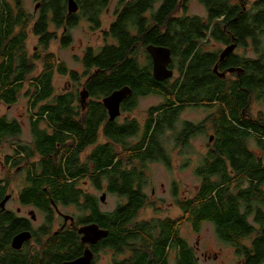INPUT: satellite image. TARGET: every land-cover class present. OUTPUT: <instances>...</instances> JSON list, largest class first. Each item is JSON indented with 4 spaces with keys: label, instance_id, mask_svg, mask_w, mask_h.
Segmentation results:
<instances>
[{
    "label": "trees",
    "instance_id": "obj_1",
    "mask_svg": "<svg viewBox=\"0 0 264 264\" xmlns=\"http://www.w3.org/2000/svg\"><path fill=\"white\" fill-rule=\"evenodd\" d=\"M110 1L78 0L80 14L67 15V0H42L41 16L33 26V33L39 37L43 55L36 53L28 59L24 44L27 15L22 0H0V101L16 103L28 81L35 91H29L27 96L32 107H39L41 116L37 115L33 121V130L40 140L38 146L43 155V174L37 186L27 190L30 198L41 193L38 187L49 184L55 188L49 189L54 199L77 198L76 191H69V184L66 183L67 179L77 176L75 168L79 165L75 146L81 147L84 144L82 138L86 137L75 130V120H95L99 124L106 117L104 106L94 101L85 117L80 118L84 114L80 115L74 106L75 95L55 92V73H70L73 78L78 76L70 72L55 52L50 50V43L56 33L49 29L46 14L53 13L56 28L67 26L68 30L60 42L65 48L71 42L69 28L76 26L78 17L82 15L88 24L99 28L101 12ZM154 1L119 0L116 19L105 30L103 44L97 49L87 48L81 63L87 73L91 68H96V73L89 81V91L96 99L127 85L132 93L124 104L125 110L137 107L138 99L148 95L163 96L165 102L150 111L142 132L143 140L139 144L143 151L130 153L113 163L116 154L108 152L107 145H98L83 168L93 165V178L98 187L100 183L106 182L111 193L129 199L127 205L117 207L110 222L96 219L110 227L112 247L121 251L124 247L123 236L128 238V246L138 247L139 240L143 242L144 248H155L158 251L157 262L166 264L165 252L171 246L177 251V264H185L187 247L178 237L176 221L172 222L170 218L151 220L150 225L140 223L130 229L125 228V222L131 221L129 218L146 204L142 188L146 182L148 164L154 161H162L167 165L170 163L166 134L173 132L174 136L184 140L194 138L204 133V126L208 123L215 134V148L211 158L203 160L197 169L203 184L190 203L195 231H200L204 221L213 222L219 238L235 243L238 236L248 233L245 229L248 224L243 223L242 219L248 218L253 201L258 204V215L264 216V191L261 189L264 164L248 147L253 137L260 147H264V0H255L251 10L247 8V0L244 1L246 9H243V3L235 0H201L208 10L207 18L176 15L177 0H162L157 13L151 17L145 16L146 7ZM18 26L22 28L15 32ZM199 39H214L223 44L237 42L238 48L250 47L252 55H247L246 51H235L220 62L216 52L203 51L198 44ZM148 44L172 49L174 63L180 72V78L173 84L168 80L157 81L148 67L139 62V53ZM34 61L42 63V70L28 78L35 68ZM217 61L221 71L230 66L241 68V72L232 74V78H221L213 70ZM189 103L212 105L216 112L201 124L185 121L178 129L176 122L179 112ZM254 105L262 106L256 122L250 119ZM243 113L249 117H244ZM40 122L52 132L40 128ZM87 126L90 127L89 124ZM137 130V123L132 121L126 126L107 122L104 131L106 137L115 140L125 136L126 132L128 136L134 135ZM19 131L15 122L0 119V145ZM69 140V148L60 152L56 147L57 142ZM236 181L239 189L234 195L233 183ZM7 182L6 186L0 185V198L7 191ZM2 183L4 181L0 179ZM58 184L65 187L57 189ZM40 198L48 199V196ZM179 204L182 210L188 211L185 201ZM0 218L10 219L7 214H2ZM237 223L239 229L235 226ZM263 259L264 255L260 254L247 256L246 264H259ZM129 264H146V261L138 262L136 259ZM188 264H198L194 253Z\"/></svg>",
    "mask_w": 264,
    "mask_h": 264
},
{
    "label": "flooded vegetation",
    "instance_id": "obj_2",
    "mask_svg": "<svg viewBox=\"0 0 264 264\" xmlns=\"http://www.w3.org/2000/svg\"><path fill=\"white\" fill-rule=\"evenodd\" d=\"M124 1L127 2V1H135V0H124ZM197 1L201 6L205 8L206 15H208V10L206 6L201 2V0H197ZM244 1L246 0L243 1L238 0L240 4L242 3L244 4ZM76 2L78 3V0H76ZM243 4H242L243 9L244 6L246 9V5ZM41 5H42V0L36 3L35 10H37L38 8L41 9ZM161 5H162V0H156L152 4H148L144 12V15L147 17H151L152 14L157 13V11L161 8ZM175 5L177 6L176 11L174 12L176 15L189 16V17L198 16V15L187 14L188 0H177ZM77 13L80 14V7ZM46 15L48 18L47 19L48 27L50 28L51 25L55 26V23L53 22V13L48 12ZM67 15H71V14L67 13ZM31 19L32 18L29 17V20L27 19L26 21L27 23L25 25V33ZM37 22H35V24ZM77 24H78V20L76 25ZM21 28H22L21 26H18L15 29V32L20 31ZM61 28H62V33L59 36L58 39L59 42H61V37L65 36V33L68 30L66 25ZM73 28H75V26ZM73 28H69V31H71ZM25 40H26V36L24 39V44H25ZM232 43H236V42H232ZM232 43L223 44L222 42L216 41L214 39H210V40L199 39L198 44L205 53L213 52L207 49L208 45H211L212 47H216V48L218 45L220 47H223L222 49L220 47H219L220 49L217 48L219 52H216L218 54V61L221 62L222 60H220V54L222 53V51L226 46ZM149 45H154V44H148L145 46V50H143L144 52L142 53L144 55L143 57L145 58L146 62L145 64L141 62V64L143 66L148 67L149 72L153 76V58L146 49L147 46ZM154 46H160V45H154ZM167 48L171 50V54H172V62L170 63L168 68L174 71L173 76L176 73L180 74L178 66L174 63L175 58L172 49L170 47ZM25 49H26V44H25ZM238 49L239 48L237 44V47L231 53H235V51H238ZM142 53H139V55L141 56ZM230 54H228L227 56H229ZM140 59L141 58H139V62ZM218 61L213 66V69L216 66V64L218 65ZM39 63L40 66L36 73L42 70V63L40 61ZM82 68H83L82 74H79L77 73V71L72 69L69 70L70 72L77 74L78 76L77 78H73V76L70 73L67 74L71 81L80 84L81 89H79L78 87H74V91H72V88H64L65 90H63L62 92L55 91L58 94L72 93L75 95L76 99L74 102V106L77 108V111L80 113V115L84 114V116H81L80 118L85 117L89 109V106L92 102L95 101L103 105L102 103L103 98L109 95L114 90H116L114 89L107 95H102L100 99H96V97H92L89 91V85H90L89 81L92 75L96 73V68H91V70L88 73L85 71V68L83 66ZM233 68L234 67L228 66L224 69V71H226V75H225L226 77L228 75H232L234 73L239 74L241 72V68H238L236 72L231 70ZM217 69L218 71L222 72L219 68V65ZM34 71L35 68L33 69V72ZM33 72L27 77L30 78L36 74ZM173 76L171 78H173ZM165 80H170V78L161 81H165ZM34 91L35 89L32 90L31 93H34ZM82 91H87V97L83 99L84 103L81 102ZM130 95L127 96L121 102L120 114L114 120H109V114L104 105L103 106L105 108L106 117L105 120L102 121L101 123L98 124V122H96L95 120H91L89 122L83 120H75L76 123L75 130L78 131L79 134L86 135L85 138H82L84 144L81 147L75 146V149L77 150L75 156L78 159V165H79V167L75 168L77 176L75 178H70L66 180V183L69 184L68 190L76 191L77 193V198L75 199H69V198L66 200L54 199L50 195L49 189H55V188L50 184L49 186L41 185L40 187H38L41 189V193L38 196H33V198H30V194L27 193V190L29 188L37 186V181H40L42 179L41 174H43V162H42L43 155L41 154L40 147L38 146L40 140L39 137L35 135L33 130V121L37 119V115L41 117L38 113L39 107L36 108L32 107L30 104V98L28 97V105L31 113L29 120V129L31 134L29 138H24L23 136H21L23 131H22V124L20 122H18L16 119H8L6 116H0V119H5L7 122L10 123L15 122L20 129V131L17 134L7 137L1 143L2 145L6 141L10 142L9 144L10 153L8 156L5 157V162L3 161V163H5L4 171L8 172L7 173L8 178L0 177V179L4 181V183L0 184L2 186H6V181L8 180L9 183L7 182L8 183L7 191L9 190L10 187V194H8L6 191L4 195L1 196L0 198V216L2 214H7V216L10 219L0 218V264H72L79 258L83 257L86 251L91 252L92 254L90 264H129L136 259L138 260V262H142L145 260L146 264H155V263L160 264L159 262H157L158 251L155 248L154 249L144 248L142 241L137 240L138 247H133L130 245L128 246V238H125V236H123L124 247L122 248V250L119 251L114 247H112L113 243L111 239L110 227H108V225H102L100 222L96 221V219H105L106 222H110L111 219L113 218V213L117 209V207L120 205L123 206L127 205L129 203V199L128 197L125 196L121 197L118 194L111 193L110 190H108V186L106 182L100 183V187H98L93 178V173H94L93 165L89 166L88 168H83V165L89 163L88 160L90 159L92 152L98 145H102V146L107 145V149L109 150L108 152H110L111 154H116V158L113 163H115L118 159H120L125 155L143 151V149L139 148V144L143 140V134H142L143 125H140L136 119L131 117V113L136 107L131 110H125L124 108V104L126 100L129 99ZM0 102L7 106L12 105V104H6L2 101ZM162 105L163 104L159 105L158 107H161ZM187 107L190 108L211 107L214 108L216 112L215 106L205 105L201 103H189L183 108L182 111L179 112L178 118L180 114ZM259 109H262V106H260ZM259 109L256 110V112L252 111V116L250 119L253 122L257 121L256 117ZM162 110H159V112H161ZM123 112L129 113V116L125 117L123 120H119ZM156 114L157 113H155V115ZM243 116L247 118L248 115L246 113H243ZM207 118L204 121H206ZM132 121H135L137 123L138 130L136 134L128 136L126 135L127 133L126 132L125 136L115 140H113L114 138L112 137L105 136L104 130L107 122L115 123L117 126L119 125L126 126L128 123H131ZM186 122L192 123L190 121H186ZM40 123L44 124L42 122ZM41 124L39 126L40 128L42 129L46 128L48 129L49 132H52V130L48 128L46 124H44L45 125L44 127H42ZM87 124H89L90 127H88ZM82 125L83 128H81ZM210 135H213L214 137L213 140H210ZM210 135L208 137L209 146L206 153L203 155L202 160L211 158L215 148V134L213 132ZM172 139L174 143V145L172 146L173 155H175V158L178 157V154H183L186 159V165L188 161H190L189 165H191L192 157L189 148H191L190 143L192 141V138L189 137L188 139L184 140L183 138H178L176 136H173ZM251 140H254L258 144L256 138L253 137L250 139V141ZM70 141L71 140L66 141L65 143L57 142L56 147L60 152L64 151L65 148H69L71 143ZM257 144H255L256 148H252L248 145L249 150L251 151V153L255 155L257 159H260L264 164V147H260V146L258 147ZM159 150L160 147L158 146V151ZM71 153H72V149L68 152V154L71 155ZM180 165L182 164L179 165L172 164L168 166L176 170L175 166L179 167ZM80 168H83V170H80ZM146 171H148V168L146 169ZM10 177H12L11 184H10ZM198 178L200 179V177ZM217 178L218 177H216L215 179ZM202 184L203 182L200 180V184L197 185L196 189L198 190ZM236 186L238 187L236 188ZM56 187L57 189H63L65 186L63 184H58ZM238 189H239V185L238 182L236 181L233 183L234 195L238 193ZM261 189L264 191V182L263 184H261ZM177 191L175 190L173 192L175 201L171 203L170 206L172 208L178 209L177 215L174 216L166 215L163 217H150L148 219H140L137 217L138 213L142 209H145V207H147L148 205L153 206L151 200L154 199L153 195L155 194V190L153 189L152 195L148 196L142 188L143 194L146 195L145 197L146 204L142 206V208L139 209L133 217L129 218L132 219L131 221L125 222V228L130 229L135 227L136 225H140V223H148L147 225H150L151 220L157 221L161 219L170 218L172 222L176 221L175 228L178 237L184 242V245L187 247L186 251L188 252V257L185 259V264H188L191 263L192 254L194 253V251L192 249L191 243L187 241V239L183 237L181 233L183 229H185L186 234L191 235L192 233H196L198 234V238H199V231L198 232L195 231V228L193 226L192 212L190 210L191 208L190 203L192 202V198L194 196H192V194H185L183 197H181L178 195ZM97 192L101 193L99 197H97ZM104 193L106 194L105 200H101L100 197ZM108 194H112L120 198L119 203L114 207V209L113 208L107 209L104 207L106 205V201H107L106 199ZM6 196H9V199L4 202L3 206H1V203ZM47 196L48 199L40 198ZM180 201L181 202L185 201L186 207L188 206L187 209L188 211L182 210L179 204ZM263 217L258 215V204L256 201H253L252 210L248 218L242 219L243 223L248 224L247 228H245L246 231H248V233L242 237L238 236L235 243H230L219 238L217 236L218 232L215 223L204 221L203 224L209 223L213 227L214 232L218 237V239L221 242H223L225 245L232 248L234 254L237 256V264H246L247 256H254L255 254L264 255ZM90 225H96L98 226L99 229L106 230L108 232L107 236L100 238L95 243L83 241L82 238L85 234L83 232H80V230ZM235 226L237 227V229H239L240 227L239 223H237ZM148 229H150V227ZM19 236L21 239L20 241L17 240ZM198 243L199 240L197 239L196 245H198ZM165 253H166V261H167L166 264H169L172 255L174 256L175 263H177V251L175 248L173 247L171 248V246L167 247ZM202 255L205 256L206 259H209V255L206 252H203ZM259 264H264V259Z\"/></svg>",
    "mask_w": 264,
    "mask_h": 264
},
{
    "label": "rangeland",
    "instance_id": "obj_3",
    "mask_svg": "<svg viewBox=\"0 0 264 264\" xmlns=\"http://www.w3.org/2000/svg\"><path fill=\"white\" fill-rule=\"evenodd\" d=\"M255 0H247V8L252 9L253 3ZM40 0H23L22 7L25 10L27 19L29 17L32 19L28 24V28L26 29V54L28 55V59H31L36 53L43 55V48L40 45L38 36L33 34V25L37 22L41 15V9L35 10V5ZM238 2V0H235ZM118 5V0H111L107 7L103 9L100 15V27L91 26L87 23L84 17L80 15L78 17V24L69 31V36L71 38L70 44L63 48L59 42V36L62 33V28H55L54 25L50 26V30H54L56 33V37L50 43V50L54 51L58 58L63 61V63L70 70H75L77 73L82 74V63L81 58L83 57L87 48L92 47L97 49L104 42V32L107 30L110 25L116 19L115 10ZM180 13V12H179ZM182 13V12H181ZM187 14L190 15H198L199 17L205 18L206 10L203 6H201L197 0H188V10ZM220 46L218 45L217 48ZM216 47H212L208 45V50L213 52H219ZM221 49L223 47H220ZM219 48V49H220ZM247 52V55H252V50L250 47L247 49L239 48V53ZM144 52V51H143ZM143 53L140 56V63L145 64L146 60L143 57ZM35 71L36 73L39 69L40 63L39 61H34ZM53 85L56 92H62L65 90L64 88H72L74 91V87H78L81 89L80 84L69 79L68 75H60L58 73L54 74L53 77ZM180 78V74L176 73L173 78H170L169 83L173 84ZM228 78H232V75H228ZM33 87H30V83L28 81L25 82L23 90L20 92L18 100L15 104L7 106L0 102V116H6L8 119H16L18 122L22 124V135L24 138L30 137V129H29V120H30V110L28 105V97L27 93L32 91ZM101 101V100H100ZM165 99L163 96L158 95H148L145 97H141L138 99L137 107L132 111L131 117L136 119L140 125H144L149 118V114L151 109L158 107L163 104ZM260 108V105H254L252 111L256 112ZM215 112L214 108L209 107H197L190 108L187 107L179 116L178 121L176 122V128H180L183 122L190 121L194 124L201 123L207 117H210L212 113ZM129 113L123 112L120 116L119 120H123L125 117H128ZM212 125V122H211ZM44 127V124H41ZM210 124L208 123L206 127L204 126V133L197 134L190 143L191 148V165L187 162L183 154H178V157L175 158L173 155V139L174 133L168 132L166 134L167 140V151L168 156H170V164L180 165L175 166L176 170L168 166L167 164H163L160 161L150 162L147 166L148 171H146V182L143 187V190L148 196L152 195L153 189L155 190L154 199L151 200L153 206L145 207L142 209L137 217L140 219H148L150 217H163V216H174L178 214L177 208H172L171 203H173L174 195L173 192L176 190L178 195L183 197L185 194L195 195L197 191V185L200 184V179L197 176L198 167L204 162L202 160L203 155L206 153L208 149V137L213 133L212 129L209 128ZM165 140V141H166ZM9 141L4 142L0 146V177L8 178V172L4 171L5 157L9 155ZM257 144L254 140L249 142V146L252 148H256ZM259 147V145L257 144ZM170 152V154H169ZM262 152V151H260ZM186 165V166H185ZM183 167V168H182ZM12 181V177H10V184ZM187 191V192H186ZM10 194V187L7 191ZM101 193L97 192V197H99ZM106 205L104 206L107 209H114V207L119 203L120 198L108 194L106 199ZM183 237L187 239L192 245V249L194 251V255L196 260H198V264H237V256L234 254L231 247L225 245L221 242L216 236L213 227L209 223H205L202 225L198 234L192 233L191 235L186 234L185 229H183L182 233ZM197 239L199 240L198 245H196ZM203 252H206L209 255V259H206L205 256L202 255ZM219 252V253H217ZM216 256V258H215ZM169 264H177L175 263L174 256H171V260Z\"/></svg>",
    "mask_w": 264,
    "mask_h": 264
},
{
    "label": "water",
    "instance_id": "obj_4",
    "mask_svg": "<svg viewBox=\"0 0 264 264\" xmlns=\"http://www.w3.org/2000/svg\"><path fill=\"white\" fill-rule=\"evenodd\" d=\"M243 1V0H242ZM67 7V13L68 14H74L77 13L79 10V5L76 2V0H67L66 2ZM245 9V6H244ZM237 47V42L232 43L224 48L222 53L220 54V60H224V58L230 54L235 48ZM147 51L150 53V55L153 58V76L157 81H161L167 78H171L174 74V71L172 69H169L168 66L172 62V54L171 50L164 46H154L149 45L147 46ZM218 65L214 67V72L218 74L219 77L223 78L226 75V71H218L217 69ZM238 68L231 69L232 71H236ZM132 93V90L129 86L125 85L123 87H120L113 92H111L109 95L105 96L102 100L103 105L108 111L109 114V120H114L119 114H120V104L121 102L130 94ZM87 97V91L81 92V102H83V99ZM213 135H210V140H213ZM106 194L104 193L100 199L105 200ZM9 199V196H6L5 199L2 201L1 206H3L4 202ZM80 232H83L85 235L83 236L82 240L87 241L90 243L97 242L100 238H103L107 236L106 230H101L96 225H90L87 227H84L80 230ZM18 241H20V236L17 238ZM92 254L91 252L86 251L85 255L72 264H90Z\"/></svg>",
    "mask_w": 264,
    "mask_h": 264
}]
</instances>
